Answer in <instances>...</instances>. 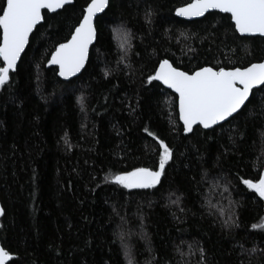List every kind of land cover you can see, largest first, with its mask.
<instances>
[{
	"label": "trees",
	"instance_id": "1",
	"mask_svg": "<svg viewBox=\"0 0 264 264\" xmlns=\"http://www.w3.org/2000/svg\"><path fill=\"white\" fill-rule=\"evenodd\" d=\"M187 2L112 0L99 17L102 38L91 50L92 65L69 91L46 58L87 0L67 6L51 22L56 31L47 25L34 31L15 82L0 90V241L18 253L17 264H203L199 248L207 264H264V230L251 227L264 222V198L242 183L264 173V119L184 133L176 94L159 82L142 84L165 57L189 69L264 59V39L231 43L219 15L177 17L175 9ZM121 21L135 34L123 62L111 32ZM254 92L249 108L258 111L264 91ZM145 127L176 151L167 184L160 191L120 190L111 174L156 163L159 148ZM232 202L238 226L224 228Z\"/></svg>",
	"mask_w": 264,
	"mask_h": 264
},
{
	"label": "snow or ice",
	"instance_id": "2",
	"mask_svg": "<svg viewBox=\"0 0 264 264\" xmlns=\"http://www.w3.org/2000/svg\"><path fill=\"white\" fill-rule=\"evenodd\" d=\"M73 0H0V90L7 91L15 82L20 67L31 48L30 36L44 25L53 31L57 26L51 23L62 12L67 11ZM112 0H87L77 22L70 25L68 36L54 43L47 55V64L54 66L53 71L64 78L65 90L73 88L77 79H82L92 65L91 50L102 38L99 13L110 10ZM176 15L186 18H204L219 15L221 27L230 30L228 38L231 43L254 39H264V0H190L175 9ZM145 18L150 22L153 15L151 5L146 4ZM111 32L119 41L122 51L121 61L128 59L132 51L135 34L123 21L112 27ZM229 52H235L227 41L221 42ZM227 56L225 53H221ZM153 72L145 77L143 83L159 84L174 90L178 119L182 122L184 133L196 135L202 130L215 131L224 123L231 124L249 117L264 119V97L261 98L259 110L249 108L254 104V89L264 91V59L255 62L237 64L234 61L205 63L203 66L186 68L168 57L157 60ZM131 68V64H126ZM104 76L110 71L105 69ZM38 79V78H37ZM83 109L84 97H77ZM144 132L152 137L158 145L157 160L154 166L133 167L131 170H119L110 176L111 183L120 190L160 191L167 184L168 169L174 165L176 151L165 139L145 127ZM242 135V133H239ZM67 143V141H65ZM264 167V164L261 165ZM243 185L254 190L259 198H264V173L256 178L242 179ZM227 191V187L225 188ZM180 196L171 201L179 204ZM236 203L230 205V214L222 222L224 228L237 227ZM5 215V208L0 206V216ZM122 223L124 218L121 217ZM253 229L264 230V222L253 223ZM140 228L143 229L141 223ZM125 255L130 256L125 232L119 233ZM243 250V245L240 246ZM203 264H207L206 253L199 248ZM257 251L255 247L248 250ZM18 253L7 245L0 243V264H17ZM131 264V260H129Z\"/></svg>",
	"mask_w": 264,
	"mask_h": 264
},
{
	"label": "water",
	"instance_id": "3",
	"mask_svg": "<svg viewBox=\"0 0 264 264\" xmlns=\"http://www.w3.org/2000/svg\"><path fill=\"white\" fill-rule=\"evenodd\" d=\"M73 3H74V0H73ZM72 3V4H73ZM107 10V9H106ZM105 10V11H106ZM105 12H103V13H99L98 14V17H100L102 14H104ZM177 17H179V16H177ZM179 18H181V19H184V20H187V21H193V20H199V19H201V18H198V17H194V18H186V17H179ZM35 31V30H34ZM30 38H31V36H30ZM47 67H49V68H54V66H51V65H48L47 64ZM61 80H63L64 81V78H62V77H59ZM162 85V84H161ZM164 88H166V89H168L167 88V86H165V85H162ZM168 90H170V91H172L173 93H174V90H171V89H168ZM254 90H256V89H254ZM175 94V93H174ZM182 123V122H181ZM0 206H1V203H0ZM2 218V216H0V219ZM0 243H1V241H0Z\"/></svg>",
	"mask_w": 264,
	"mask_h": 264
}]
</instances>
